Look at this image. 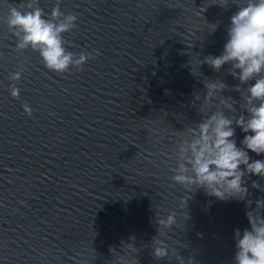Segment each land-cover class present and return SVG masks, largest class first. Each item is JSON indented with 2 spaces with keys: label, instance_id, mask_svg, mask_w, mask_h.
Listing matches in <instances>:
<instances>
[{
  "label": "water",
  "instance_id": "water-1",
  "mask_svg": "<svg viewBox=\"0 0 264 264\" xmlns=\"http://www.w3.org/2000/svg\"><path fill=\"white\" fill-rule=\"evenodd\" d=\"M27 2L0 0V264H235V230L250 228V211L264 218V177L246 173L243 200L187 193L172 177L188 126L217 108L247 115L249 85L231 64L217 71L203 60L223 53L231 16L248 0H61L78 17L62 34L66 50L74 61L93 57L64 73L17 47L7 17ZM56 3L39 0L46 19ZM211 80L227 88L204 110ZM233 127L243 148L246 133ZM172 212L176 225L160 233ZM157 238L166 258L153 255Z\"/></svg>",
  "mask_w": 264,
  "mask_h": 264
},
{
  "label": "clouds",
  "instance_id": "clouds-1",
  "mask_svg": "<svg viewBox=\"0 0 264 264\" xmlns=\"http://www.w3.org/2000/svg\"><path fill=\"white\" fill-rule=\"evenodd\" d=\"M60 3L61 0H57L51 19L45 18L46 13L39 6V0H28L19 7H11L7 25L19 41V49L30 47L39 52L47 69L64 73L69 71L70 66L82 69L93 57L82 52L74 61V53L66 50L62 34L76 27L78 17L72 13L65 15L60 9ZM227 3L228 0H219L218 4L227 7ZM216 29V24L211 25V32L214 33ZM228 37L223 53L220 56H206L203 63L217 71L231 64V74L241 85H249L245 98L246 104L250 105L246 108L247 115L242 113L233 119L223 109L217 108L215 112L205 114L199 122L188 126L176 145L178 166L173 169L175 174L172 179L183 186L187 193L204 189L220 200H243L248 195L243 179L246 173L264 177V160L250 162L247 151L264 154V0H248L246 6L231 16ZM11 78L19 81L22 77L20 73H14ZM253 80L255 83L249 84ZM204 87L207 91L203 109L208 110L213 107L216 93L223 92L227 85L223 81L211 80ZM11 95L19 98L20 90L15 85L11 87ZM228 100L225 97L220 103L233 111L237 102L229 103ZM23 107L30 116L32 109L29 105L25 103ZM234 124L246 133L242 141L243 148L238 147L234 139ZM242 165L246 171L242 170ZM188 199L183 201L185 206ZM256 207L264 209V199L258 200ZM247 218L250 228L243 232L236 229L234 232L235 264H264V218L252 211L247 213ZM158 223L160 233L161 229L171 230L177 223L176 214L172 212L166 219L160 218ZM154 244L155 258L163 259L169 255L168 246L163 240L157 238ZM176 255L180 257L179 253Z\"/></svg>",
  "mask_w": 264,
  "mask_h": 264
}]
</instances>
